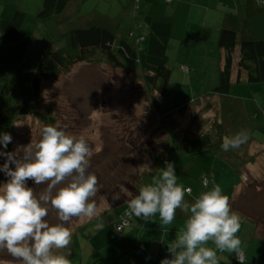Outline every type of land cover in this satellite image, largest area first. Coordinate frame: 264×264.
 Masks as SVG:
<instances>
[{"label": "trees", "instance_id": "1", "mask_svg": "<svg viewBox=\"0 0 264 264\" xmlns=\"http://www.w3.org/2000/svg\"><path fill=\"white\" fill-rule=\"evenodd\" d=\"M44 1V9L38 15L41 20L62 15L70 2V0ZM164 1L170 3L171 0ZM138 4L139 1L133 9L135 14L139 11ZM254 5V12L257 13L254 19H250V22L247 21L244 25V33L238 31V18L234 14L229 15L228 23L226 22L221 28L218 46L223 53L218 57L219 68L216 84L214 85L213 80L209 78L199 76L197 79L195 77L193 88L197 97L189 103L172 108L165 115H163L162 109L166 102V96L171 93L172 70L169 68L167 54V45L172 32L171 19L157 18L153 14L154 11L149 14L147 20L148 22L150 20L151 32L147 39L146 50L143 52H140L137 46L119 37L117 33L104 25H94L85 29L75 28L67 32H59L54 29L49 36L42 37L43 45L36 49L35 58L30 63L35 66L33 65L34 68L29 66L31 67L29 69V67L20 66L18 61L14 65L9 64L4 54L7 47L5 42L14 41L24 24V13L18 10L11 20L3 21L0 26V78L3 77L0 80V88L3 81L5 84L4 88L0 90V135L8 133L12 136L14 123L18 119L24 120L30 116L43 123H52L49 121L51 119L50 111H41V87L44 82H54L60 76L69 74L78 64L107 65L112 69L126 71L145 83V91L155 114L162 119L160 128L164 138L162 141L159 140L161 147H165L163 143L167 140L166 135H170L171 145L168 152L175 149V155L176 151L179 150L183 151L184 156L214 155L216 160L221 158L228 161L230 167L232 166L234 170L241 172V162L238 169L235 159L242 160L243 163L253 160L247 154V143L239 149H230L229 151H223L221 144L224 136L234 135L229 132L227 126L230 123H237L239 119L244 117L247 110L243 99L242 103L237 98L236 100L232 99L235 98L233 97L234 90L246 85L264 86V4L254 0ZM162 19L165 22L159 23L158 21ZM59 21L57 24L61 27L63 22ZM33 27L31 31L35 35L36 28ZM246 30H248L247 33ZM128 37L139 40L133 30L129 31ZM33 42L41 44L38 41L33 40ZM182 67L183 72L187 74L191 72L188 67ZM18 71L21 73H15ZM205 74L212 76L209 70ZM14 76L22 85L23 92L21 95L25 97V92L28 89L35 96L34 99L25 101L21 95L17 96L14 93L13 85L16 81L12 78ZM233 103L239 105L234 106ZM262 116H264V107L250 117L259 119ZM179 118H181L180 123H178ZM263 120L260 118V122ZM258 138L255 136V139ZM3 150L11 152V144L9 143L6 149L3 147ZM228 153L230 154L227 155ZM175 155L172 161L185 159L184 157L178 159ZM215 157L211 159V156H208L207 158L214 160ZM230 159L234 161V164H232V160L229 161ZM150 167L151 164L143 168L139 167L140 175L139 177L136 176L135 179H140L147 174ZM204 174L201 183L205 186L204 181L207 180L208 186L211 180L210 173L206 171ZM136 180L132 183L133 190L132 192L129 191V196L126 197L119 191H115L113 195L118 193L120 199L113 200L112 193H110V202L124 204L122 208L126 207L122 215L114 222V230L119 235L132 226L133 217L130 216L127 218L129 224L118 231V226L122 224L124 218L126 219L127 201L135 197ZM121 195L124 198H121Z\"/></svg>", "mask_w": 264, "mask_h": 264}, {"label": "crops", "instance_id": "2", "mask_svg": "<svg viewBox=\"0 0 264 264\" xmlns=\"http://www.w3.org/2000/svg\"><path fill=\"white\" fill-rule=\"evenodd\" d=\"M137 1H139V11L137 14L133 11V15L144 14L145 16L144 20L142 19L139 22L134 20V26L141 30V33L138 35L132 29L139 40L133 38L130 43L137 46L140 52L146 50L147 39L151 32L150 20L148 22L147 18L153 11L157 18L166 17L169 18L166 20L171 19L172 32L167 45V54L171 48H174V45L177 51L179 50L178 55L184 50L185 55L188 56V64L182 63V65L194 72L187 74L191 88L193 87L194 78L198 79L199 76L209 78L213 80L214 85L216 84L219 68L218 57L223 53L218 46L219 35L221 28L226 22L228 23L227 18L229 15L234 14L238 18L237 29L240 33H244V25L247 21L250 22V19H254L257 13L254 12L255 8H253L255 6L254 0H171L170 3H166L164 0H121L120 6L122 8L118 16L132 13ZM44 2V0H0V26L3 21L11 20L18 10L22 11L25 16L24 24L18 31L15 40L5 42L7 47L4 54L9 64L14 65L15 61H18L20 66L28 68L29 62L25 60L26 54L37 53L36 50L28 48L31 46L30 43H26L29 42L30 38L27 35L28 29H26L25 38L22 33L24 27L28 24H33L34 21H42L38 18V15L44 9ZM108 15H110L109 12ZM101 16V25L106 24L105 19H109L106 11ZM158 22L164 23L165 21L162 19ZM31 27L28 25L27 28ZM106 27H110V30L119 35L120 24L108 23ZM247 32L248 30H246ZM31 39L36 41L34 35ZM186 41H189V43L185 44ZM40 45H43V43L41 42ZM211 54L214 55L213 60ZM208 70L212 76L205 74ZM196 97L194 90L190 92L186 90L185 94L182 93L178 106L189 103ZM241 99H243L247 108L246 114L237 123H230L227 126L229 132L234 135L242 130L247 131L249 134V141L246 142L248 145L247 154L253 160L252 162L240 164L243 167L241 172L236 169L229 168V170H226V167H217L216 161L209 160L210 158L189 161V163L177 161V159L176 162L175 160L172 161L170 160V154L175 149L168 152L167 161L173 162L175 165L178 184L184 188L192 189V192L185 194L184 197L185 201L190 204L194 203L199 194L210 189L213 183L221 187L222 194L229 198L231 209L238 213L241 218V228L237 233V237L242 241L241 247L245 254L244 264H264V120L263 122L259 121L260 118L264 119V116L259 119L250 117L264 107V99ZM251 108L253 109L250 111ZM247 122L250 123L249 126ZM255 136L259 138L255 139ZM184 155L183 151L179 150L176 151L175 156L179 159V157L185 158ZM153 164L154 162L151 163V167H153ZM185 164L189 166L186 168ZM191 165L193 169H190ZM209 167L211 169L207 170ZM206 171L210 173L209 177L211 178L207 188L201 183V178L204 177ZM153 177L154 175L150 174L151 179L136 180V187L134 186L136 188L134 190L135 196L138 195L141 186L152 182ZM114 203L110 202V206L105 209H99L98 207L101 218L106 216L105 227L102 230L97 231L95 229V224L98 222L96 219L91 221L86 219L84 223L82 221L79 225L73 222V224H67L66 226L72 224V228L69 229L72 234L71 243L65 249L54 251L57 254L66 255L71 264H160L161 260L172 258L168 252L169 243L175 239L176 234L183 227L187 218L180 209L176 210L175 219L170 225H163L158 214L150 217L147 221L143 218L133 217L132 226L119 235L114 230V222L122 215L126 207L122 208L124 204ZM113 208H115L114 215L110 216L108 212ZM48 223L50 226L58 224L54 219H51ZM79 232L83 233L80 234ZM79 237L82 240L79 241ZM208 246L214 247L211 242ZM235 256V253L217 251L218 264H239ZM0 264H22V262L15 260L9 254H5L0 255Z\"/></svg>", "mask_w": 264, "mask_h": 264}, {"label": "clouds", "instance_id": "3", "mask_svg": "<svg viewBox=\"0 0 264 264\" xmlns=\"http://www.w3.org/2000/svg\"><path fill=\"white\" fill-rule=\"evenodd\" d=\"M248 139L249 134L242 130L224 136L221 148L239 149ZM11 142L10 134L0 135L5 149ZM0 156L5 157L0 172L9 178L0 185V250L22 264H71L66 255L54 251L71 243L72 234L64 224L73 218H86L98 221L97 231L105 227L92 199L98 191V179L87 172L92 150L85 137L68 134L59 125L45 126L38 142L14 152H0ZM164 163V168L154 170L152 182L141 186L138 195L127 201L125 213L145 221L158 214L163 225L172 224L177 209L186 215L183 227L168 246L172 258L160 264H218L217 251L235 253L239 264H244L242 241L237 237L241 218L231 209L221 187L213 183L190 204L184 197L192 189L178 184L173 162ZM28 180L47 184V188L37 198L27 186ZM204 184L207 188V180ZM118 199L120 195L115 193L113 200ZM49 206L63 223L50 226L46 222ZM209 242L214 247H209Z\"/></svg>", "mask_w": 264, "mask_h": 264}, {"label": "rangeland", "instance_id": "4", "mask_svg": "<svg viewBox=\"0 0 264 264\" xmlns=\"http://www.w3.org/2000/svg\"><path fill=\"white\" fill-rule=\"evenodd\" d=\"M120 1L70 0L67 11L62 15L54 16L52 19H44L40 22L34 21L33 24L28 25L36 28V30L33 29L35 30V40L41 42L42 37L49 36L54 29L59 32L62 30V32H67L75 28L85 29L94 25H101V15L106 11L109 19L104 18V22L106 24H120L119 37L131 42L133 38L129 39L128 37L130 30H135L138 35L141 33V30L134 26V20L139 22L145 15H133L132 10V13L128 15L118 16L122 8ZM127 11L129 12L128 9ZM108 12L110 15H108ZM59 20L64 24L61 27L57 24ZM90 24L92 25L87 26ZM106 24L103 25L106 26ZM28 25L24 27L22 35L25 38L26 29H28L27 35L30 38L29 42L26 43L31 44L28 48L30 50L39 49L40 44H35L31 39L33 36V32L31 31L32 27L27 28ZM178 38L181 39L180 36ZM175 40L181 42L180 40ZM188 43L189 41L185 42V44ZM178 51L175 45L174 48L168 51L169 68L172 70L170 81L171 93L166 96V102L162 109L163 115L172 108H175V106H178L182 93L185 94L186 90L189 92L195 90L188 83L187 73L181 69L183 66L182 63L188 64V56L185 55L184 50L179 55ZM35 55L32 52L26 54L25 60L29 62V66H33L30 63L33 62ZM210 56L213 60L214 55L211 54ZM15 73L20 74L21 72L18 71ZM12 78L16 80L13 85L15 88L14 93L17 96L21 95L23 89L20 81L15 76ZM1 85L0 90L4 88V81ZM239 89L234 90L233 97L235 98H232L233 100L237 98L242 103L241 98L249 100L264 99V86L246 85ZM178 91L180 92L177 95ZM25 93V97L21 95V98H24L25 101L35 98L33 93H30L28 89ZM41 104L42 112L46 110L50 111L51 119L49 121H52V123H43L33 116L24 120L18 119L13 125L12 142L10 143L11 152L16 151L18 147L27 146L31 142H38L41 139V129L45 126L59 125V128L65 130L68 134L76 135L77 137L83 135L92 150L87 172L96 175L98 179V191L92 199L98 205L97 207L99 209H105L110 206V193L113 196V192L119 191V193L126 197L130 195L129 191L132 192L133 190L132 183L136 180L135 177H139L140 175L139 167L143 168L146 165H150L154 159L153 167L149 168L152 171L149 170L140 180L142 178L151 179L150 174L154 175L155 169L165 167L164 162L167 161L171 137L170 135H166L167 140L163 143L165 147H161L159 140L162 141L164 138L162 129L160 128L162 119L155 114V110L145 91V83L141 79L128 74L126 71L112 69L107 65L78 64L69 74L60 76L54 82L46 81L42 84ZM233 105L238 106L239 104L233 103ZM180 119H178V123L181 122ZM252 120L255 121L254 119ZM248 124L250 123L247 122ZM164 132L168 134L166 130ZM3 151V146L0 145V152ZM174 155L175 152L173 150L170 154L171 160ZM208 156H211V159L215 157L214 155H194L188 158L185 156V160L182 161L189 163V161L204 160ZM215 161L217 167H226V170H229V168L234 170L230 167L228 161H224L221 158H217L216 160V157L214 159ZM240 162L243 164L242 160L235 159V163L238 164L236 166L238 169ZM4 163L5 157L0 156V167ZM232 164H234L233 160ZM185 165L186 168L189 166L187 164ZM10 167L14 170L15 166L10 165ZM190 169H193L192 165ZM210 169L211 167L207 170ZM216 169L218 170V168ZM239 177L242 180L240 175ZM8 179L3 172H0V185L6 183ZM26 183L28 187L33 189L37 198L47 188V184L36 185L32 180H28ZM123 195H121V198ZM114 212L115 208L108 213L111 216L114 215ZM105 217L102 219L106 222ZM107 217L109 216L107 215ZM51 219L56 220V223H63L59 221L55 210L49 206V212L45 220L49 222ZM84 220L86 218H73L64 224V226L70 229L73 223L79 225L82 221L84 223ZM70 223H72L70 226H66ZM80 240H82L81 237H79ZM5 254H8L6 250H0V255Z\"/></svg>", "mask_w": 264, "mask_h": 264}, {"label": "built area", "instance_id": "5", "mask_svg": "<svg viewBox=\"0 0 264 264\" xmlns=\"http://www.w3.org/2000/svg\"><path fill=\"white\" fill-rule=\"evenodd\" d=\"M260 3L264 4V0H261ZM127 218H130V216L126 215V219L124 218L122 224L118 226V231H121L124 226H127L129 224ZM235 259L237 260L236 256H235ZM244 261H245V256H244Z\"/></svg>", "mask_w": 264, "mask_h": 264}]
</instances>
